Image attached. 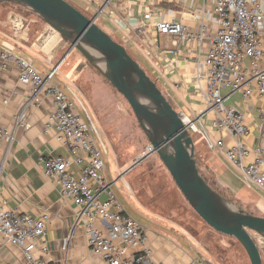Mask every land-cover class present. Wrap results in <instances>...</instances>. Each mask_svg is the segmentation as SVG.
<instances>
[{
	"label": "crops",
	"instance_id": "1",
	"mask_svg": "<svg viewBox=\"0 0 264 264\" xmlns=\"http://www.w3.org/2000/svg\"><path fill=\"white\" fill-rule=\"evenodd\" d=\"M67 1L91 18L95 17L100 28L127 48L181 116L191 120L201 118L197 126L204 135H195L199 138L195 146L197 160L203 162L219 189L245 209L264 217V187L251 183L228 162L224 149H211L206 139H224L227 146L233 143L226 134L214 129L215 115L208 111L203 99L210 38L219 26L215 1ZM163 22L178 23L195 37L187 40L178 35L161 34L158 25ZM0 49L24 56L44 75L59 66L53 83L69 96L75 112L95 126L94 139L103 151L105 179L118 183L120 179L114 176H123L133 166L125 171L116 162V150L132 137V126L125 128L124 125L133 124L121 94L80 52L71 51L66 39L21 6L0 4ZM30 93L31 87L20 81L19 68L0 60V127L14 136L11 144H0V195L7 201L6 209L36 217L49 216L45 241L50 254L44 257L47 264H106L91 252L88 230L83 225L75 226L74 202L65 200L57 182L44 173V159L70 156L68 146L54 132L46 133L49 115L54 110L53 99L41 94L40 102L29 108V127L16 125L15 117L28 102ZM226 104L245 115L249 126L247 145L252 150L259 146L264 152V96L253 94L244 98L237 92ZM253 159L254 155L250 154L248 160ZM83 165L72 166V171L79 173ZM150 214L158 217L157 222L144 227L147 246L157 264H228L221 257H214L207 248L202 249L174 214ZM107 227L109 223L100 222L95 230ZM0 261L29 264L21 249L1 241Z\"/></svg>",
	"mask_w": 264,
	"mask_h": 264
},
{
	"label": "built area",
	"instance_id": "2",
	"mask_svg": "<svg viewBox=\"0 0 264 264\" xmlns=\"http://www.w3.org/2000/svg\"><path fill=\"white\" fill-rule=\"evenodd\" d=\"M214 1L219 26L210 38L203 99L208 111L215 115L214 129L226 134L233 143L227 146L224 139H206L211 149H224L228 162L251 183L264 187V152L259 146L252 150L247 145L249 126L245 115L226 104L237 92L244 98L253 94L264 96L263 0ZM158 31L187 40L195 37L184 26L173 22L160 23ZM0 60L15 64L20 70V81L31 87L28 102L15 117L18 127H29V108L40 102L41 94L53 99L54 110L49 115L46 133L54 132L68 146L70 156L44 159V173L57 182L65 200L74 202L75 226L83 225L88 230L91 252L106 264H157L147 246L145 227L133 219L118 199L114 190L117 182L105 179L103 151L94 139L95 126L75 112L69 96L53 83L59 66L44 75L24 56L1 49ZM225 90L229 92L224 94ZM182 118L191 135H204L197 126L201 118ZM13 140L14 136L0 127V144H11ZM250 154L254 155L253 161L248 160ZM82 164L79 173L72 171V166ZM6 206L7 201L0 195V241L21 249L29 264H47L44 257L50 254L45 241L49 216L22 214ZM100 222L109 223V227L95 230ZM70 239L66 240L65 248ZM0 264L8 263L0 261Z\"/></svg>",
	"mask_w": 264,
	"mask_h": 264
},
{
	"label": "water",
	"instance_id": "3",
	"mask_svg": "<svg viewBox=\"0 0 264 264\" xmlns=\"http://www.w3.org/2000/svg\"><path fill=\"white\" fill-rule=\"evenodd\" d=\"M21 6L58 32L126 99L150 148L126 172L158 155L193 210L216 232L236 239L251 264H263L252 234L264 239V217L254 216L216 192L203 178L194 138L157 83L115 41L67 0H0Z\"/></svg>",
	"mask_w": 264,
	"mask_h": 264
},
{
	"label": "rangeland",
	"instance_id": "4",
	"mask_svg": "<svg viewBox=\"0 0 264 264\" xmlns=\"http://www.w3.org/2000/svg\"><path fill=\"white\" fill-rule=\"evenodd\" d=\"M106 33L108 34V32ZM122 98L125 100L129 108V114L133 118V124L129 122V124L125 123L124 125L125 128L132 126L130 132L132 137L128 139L127 144L119 146L115 153L117 164L127 171L147 152L150 143L139 126L130 105L123 96ZM192 136L195 143H198L199 138L194 134ZM106 163V167H108L107 159ZM198 167L205 177L212 178L205 169L203 162H198ZM114 178L120 179L114 188L118 199L133 219L143 226L157 222L158 217L150 213L174 214L179 223L201 248L204 250L207 248L214 257H221L228 264H251L245 250L236 239L213 230L193 210L158 155L150 156L129 173L123 176L117 175ZM252 236L260 247L264 263V239L255 234H252Z\"/></svg>",
	"mask_w": 264,
	"mask_h": 264
},
{
	"label": "trees",
	"instance_id": "5",
	"mask_svg": "<svg viewBox=\"0 0 264 264\" xmlns=\"http://www.w3.org/2000/svg\"><path fill=\"white\" fill-rule=\"evenodd\" d=\"M78 9V8H77ZM195 143V141H194ZM197 143H195V146H196ZM198 158V156L196 157ZM197 162H199L197 160ZM201 173V171H200ZM201 175L203 176V178L206 180V182L216 191L218 192L220 195H222L223 197H225L226 199H228L229 201H231L232 203H234L235 205H237L240 209H243L245 211H247L248 213L254 215V216H257L251 209L249 208H244L241 204H239V202H237L234 198L232 197H229L223 190L219 189L218 188V185H217V182L215 181V179L213 178V176H211L212 178H207L205 177L202 173ZM181 192V191H180ZM187 201V200H186ZM189 204V203H188Z\"/></svg>",
	"mask_w": 264,
	"mask_h": 264
}]
</instances>
